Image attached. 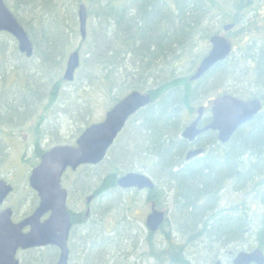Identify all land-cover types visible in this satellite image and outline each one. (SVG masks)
<instances>
[{"label": "trees", "instance_id": "obj_1", "mask_svg": "<svg viewBox=\"0 0 264 264\" xmlns=\"http://www.w3.org/2000/svg\"><path fill=\"white\" fill-rule=\"evenodd\" d=\"M262 1H85L87 37L75 48L81 60L77 76L70 84L78 82L84 88L87 83L115 93L113 104L130 91L148 93L151 102L131 117L108 150L110 167L105 177L99 178L91 191L89 183L79 178L73 183L80 194L88 192L94 197L87 217L68 210L72 223L69 253L77 250V264L115 262L114 252L108 246L121 223L110 229L109 214L116 218L122 208L130 216L134 209L132 204L124 203L122 192L138 193L116 186L121 171L135 170L125 164L147 170L154 179L156 187L147 194L145 203H158L156 196L161 186L172 193L174 230L184 239L182 245H177L164 231L168 224L165 220L158 230L162 241L156 245L155 234L146 232L141 246H132V254L142 248L140 258L152 259L156 264H191L185 256L188 247L201 246L207 254L204 264L219 260L221 254L228 264L239 251L259 248L264 253ZM4 2L26 31L33 55L26 59L10 35H0V170L8 155L6 137L20 136L17 133L28 123V133L25 129L22 134L28 135L24 144L26 150L32 149V158L27 161L32 168L45 151L41 144L47 140L48 130L58 132L57 125H51L47 116L59 110L64 86L69 85L61 73L70 45L78 35L77 7L84 0ZM225 24L234 26L226 35L233 52L199 80L189 82L202 57L195 53L198 42L207 43L212 35L222 32ZM184 64H190L187 73L176 77L174 70ZM151 79L155 86L147 88ZM220 94L258 98L262 109L226 144H220L211 131L193 142L182 139L183 128L195 114L194 104H208ZM64 105L65 113L76 116L82 112V108L68 107L66 102ZM209 120L207 107L202 126ZM193 148L203 149V153L186 162L185 154ZM106 157L96 166L79 169L99 167ZM30 192L31 212L37 197ZM223 195L229 200L226 204L221 203ZM110 233L112 236L108 237ZM46 249L52 251L53 255L48 252L51 256L57 255L55 248Z\"/></svg>", "mask_w": 264, "mask_h": 264}, {"label": "water", "instance_id": "obj_2", "mask_svg": "<svg viewBox=\"0 0 264 264\" xmlns=\"http://www.w3.org/2000/svg\"><path fill=\"white\" fill-rule=\"evenodd\" d=\"M78 32L80 39H86L87 12L84 4L77 9ZM233 25L222 27V33L210 37L209 52L201 59L194 74L189 78L194 82L201 78L217 63L225 60L232 51L231 42L225 34ZM11 35L17 44L18 51L29 59L33 55V46L25 30L17 22L14 15L0 0V34ZM80 64L77 50L69 53L62 78L72 82ZM151 102L147 93L131 91L104 115V119L85 128L75 141V145L54 146L41 155L39 163L31 170L28 186L38 198L32 213L21 221L12 222V211L0 210V264H18L15 258L18 250L43 247H56L58 257L55 264L68 262V237L71 229L70 215L67 210V191L61 185V178L67 170L75 171L83 165L95 166L105 157L107 151L123 130L127 121L140 109ZM259 99L242 100L231 95H220L211 102L209 124L199 128L203 107L197 110V117L182 131L181 137L189 142L194 141L204 131H213L217 140L225 144L241 126L250 122L261 110ZM202 153V149L189 151L185 159L190 160ZM116 185L119 189H136L152 191L154 183L145 175L129 172L120 176ZM12 192V187L0 179V207ZM93 196L86 197L88 205ZM88 209L85 216L88 215ZM165 213L155 208L152 202L150 212L145 218L148 232L154 233L162 225ZM46 216V217H45ZM27 231L24 232V230ZM213 264H221L215 262ZM231 264H264V255L258 248L250 252L236 254Z\"/></svg>", "mask_w": 264, "mask_h": 264}, {"label": "rangeland", "instance_id": "obj_3", "mask_svg": "<svg viewBox=\"0 0 264 264\" xmlns=\"http://www.w3.org/2000/svg\"><path fill=\"white\" fill-rule=\"evenodd\" d=\"M85 1L86 0H84V4L87 5ZM261 4L264 7V0L261 2ZM262 13H264V8ZM25 22H28V19H26ZM80 42V37L79 35H77L76 39H74L72 44L70 45L71 49L68 51V54L71 51H74L75 48L79 46ZM209 48L210 47L208 42H198V47L195 53L200 54V56L203 57L208 52ZM79 59L81 60L80 52ZM188 67H190V64L188 66L184 64L183 66L177 67L174 70L176 77L184 76L185 73H187ZM76 76L77 74H75V77ZM83 85L85 87L81 88V84L77 82V84L75 83L71 85L69 83L68 86H64L63 96L61 98V101L63 103H59V110L49 113L47 116L51 125H57L58 132L56 133L52 129L48 130L52 133H47V140H44L43 144H41L42 150H47L57 145L73 146L75 140L78 138L79 134L82 131L80 133L78 132L94 123L101 122L104 118L105 113L113 105L115 100V93L108 92L107 90L105 91L103 88H100V90L97 86H87V83ZM154 86V81L152 79L149 80L147 88H154ZM65 102L66 106L68 105V107L71 106L75 109L82 108L81 114H83V116L81 117V114H77L75 116L70 112L65 113ZM197 102L194 104V110H196L199 106H206V108L209 106L206 101H201L198 103ZM85 108L87 109L86 111L83 110ZM194 116L195 115H193L190 120ZM30 125L31 124L29 123L26 124V130L23 129L21 132L17 133L20 136L17 137V135H14L13 137H6L8 155L0 170V178L5 179L14 189V192L5 201L1 209L3 210L9 208L13 212L12 221L14 223L19 222L30 213L33 202V194L30 192L28 187V176L31 168H29V163H27V161L32 158V149L29 148L28 150H26L24 143L28 141V135L22 134L24 130L25 134L28 133V127ZM13 132L16 133V131ZM54 133H56V136H53ZM125 165H128L129 167H135V170H133L132 172L148 176L154 181L147 170L142 171L138 169L139 167L137 166H132L129 164ZM109 167V157L107 156L104 163L99 167L88 169L80 168L76 172L68 171L62 176V187L68 193V209L72 210L75 213H83L87 208L85 204V198L89 196V193L87 192L86 194H80L78 186H75L73 184L75 180L79 178L80 180L89 183V190L91 191L95 187L94 184L98 182L97 180L99 178L105 177V175L108 173ZM119 174L122 175V171ZM160 188L162 190L160 194L156 196V199L158 202V210H162L167 213L168 224L165 225L166 228L164 229V231L169 232V236L172 239H175V242H178L176 243L177 245H182L184 239L180 238L179 234L175 232V226L172 222V193L162 186ZM122 197V199L125 200L124 203L128 205L132 204V209H134V211L131 212L130 216H127L126 213L122 212V208H120L117 211L118 216H116V218H114V215L112 213L109 214L110 218L108 219L107 223L110 224V229H114V227H116V223H121L119 226H117V233L115 237L112 238L113 241L109 243L108 246V248L112 250L111 252H114V264H120L121 262L122 264H156V262L154 263L152 259H147L145 257H143V259L140 258V255L143 254L142 248L134 250L133 254L131 249L133 245L141 246L140 244L146 233L144 221L146 215L149 213V204H144L146 192H122ZM221 200L222 204H226L229 202L228 198L224 195L222 196ZM257 214H261V212L258 211ZM123 219H126L128 223L124 222ZM110 236H112V233L108 234V237ZM161 241L162 234H155L154 242L156 243V245H158V243ZM188 248L189 249L186 251L185 255L186 259H188L191 264H204V259L207 257L205 250H203L201 246L198 248ZM48 252L52 254V251H49L48 249H46V247L32 249L29 251H18L16 259L18 260L19 264H55L57 255H55L54 257L51 256ZM78 261L79 259L77 257V250H75L73 253H71L68 264H77ZM219 261L221 262V264H227L226 259L222 254L219 257ZM163 264H166V262H164Z\"/></svg>", "mask_w": 264, "mask_h": 264}, {"label": "flooded vegetation", "instance_id": "obj_4", "mask_svg": "<svg viewBox=\"0 0 264 264\" xmlns=\"http://www.w3.org/2000/svg\"><path fill=\"white\" fill-rule=\"evenodd\" d=\"M201 125V124H200ZM154 191V190H153ZM141 192V191H140ZM144 192H146V196H147V194H149L150 192L149 191H144ZM152 192V191H151ZM152 202H154V201H148L147 203H144V204H149V208H150V206H151V203ZM155 204V203H154ZM155 206H156V204H155ZM165 220H167V213L165 212V215H164V221L163 222H165Z\"/></svg>", "mask_w": 264, "mask_h": 264}]
</instances>
